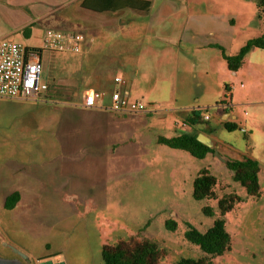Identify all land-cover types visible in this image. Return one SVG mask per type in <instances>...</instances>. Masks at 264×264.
I'll return each instance as SVG.
<instances>
[{
    "label": "rangeland",
    "instance_id": "rangeland-1",
    "mask_svg": "<svg viewBox=\"0 0 264 264\" xmlns=\"http://www.w3.org/2000/svg\"><path fill=\"white\" fill-rule=\"evenodd\" d=\"M150 1V10L140 19L130 17L120 32H109L107 41L104 34L96 39L87 60L42 52L40 80L48 86L43 95L21 101L0 99L1 258L20 259L3 245L7 243L27 256L26 264H103V245L133 236L158 245L163 252L159 264H176L180 258L203 257L198 247L185 240L187 227L203 233L222 218L230 248L212 258L211 264H264V76L253 80L249 98L241 92L245 84L237 83L232 103L228 82L209 92L198 90L189 66L184 73L185 59L175 60L172 52L176 44L184 47L177 41L185 22L180 9L185 0ZM248 4L252 7L238 8L231 2L243 16L235 18L234 26H218L227 52L237 54L244 38L264 34L255 4ZM52 9L39 25L59 19L64 12ZM80 25L66 21L50 30L80 31ZM9 39L38 45L40 35L25 39L16 34ZM228 70L229 79L236 83L237 77ZM92 73L104 77L94 78ZM115 76L123 81L118 88L129 90L130 101L143 102L146 112L80 105L83 91L103 92ZM187 87L192 94L182 98ZM219 102L236 104L230 108L237 130L224 129ZM188 108L210 117L189 132L216 139L219 157L213 153L198 160L157 142L159 137L185 133L181 125L174 130V122L180 124L176 116L187 117ZM246 157L260 163L258 198L232 181L223 162ZM202 168L217 178L218 198L234 193L241 199L222 217L217 200L192 198V181ZM13 192L20 194V200L13 210H6L5 199ZM205 206L213 209V217L202 214ZM167 223L174 224L175 230H168Z\"/></svg>",
    "mask_w": 264,
    "mask_h": 264
},
{
    "label": "crops",
    "instance_id": "crops-1",
    "mask_svg": "<svg viewBox=\"0 0 264 264\" xmlns=\"http://www.w3.org/2000/svg\"><path fill=\"white\" fill-rule=\"evenodd\" d=\"M231 2L234 7L238 8L252 7L251 4H248V0H185L183 7L180 8L185 14V22L178 34L177 41L178 44H184V47L180 49L176 44L173 47L174 50H170L174 52L175 60L179 61L181 57L185 59L184 73H186L185 68L189 66L194 74V86L198 90L209 92L214 90L215 86L216 89H219L221 84L228 82L227 89H231L228 95L230 103L233 101L235 91L239 89L237 83L245 84L241 92L245 98H249L254 85L253 80L257 76H264V71L262 72L264 70V49H253L245 56L242 66L236 72H232L237 77L236 83H233L228 77L226 58L234 56L235 50L226 51V44H224L218 26L225 23L234 26L236 24L235 18L243 16L233 10L234 7L230 6ZM46 5L51 7L46 8ZM151 6L150 0H0V40H10L9 38L16 34L22 35L25 39H32L37 32L41 37L51 27H57L66 21H76L81 24L82 30L74 32L82 33L86 37L82 45V53L79 55L84 56V59L87 60L94 52L96 39L101 38L104 34L103 37L107 41L111 36L109 32H120L123 27L128 25L127 22L130 17L134 20L140 19L141 15L149 11ZM52 8L62 9L64 12L59 19L52 18L47 20L45 26L39 25L40 19L51 15ZM200 25L206 27L199 28ZM41 28L46 30H41ZM26 29L29 30L26 31ZM254 35L256 38L260 37L258 34ZM88 38L94 40V43H91ZM252 39L255 38H244L242 45ZM170 48H172L171 44L168 46V49ZM92 76L94 78L97 76L104 77L103 74L97 73H92ZM114 78L108 85L102 87L103 92L107 91L105 92L106 95L118 89L114 83ZM240 85L242 86V84ZM122 90H125L129 95V90ZM191 90V88L189 90L183 89L182 92L185 94H180L181 97L185 98L191 95ZM216 93L220 95V91ZM175 94L178 95L177 89H175ZM229 105L221 107L222 124L225 121L233 122L232 120L236 119L232 108H230L236 104ZM192 110L195 108H188L187 113L189 114ZM176 117L180 124L174 122V130H177L182 122L186 123V117L179 115ZM197 126L189 127L187 125V128L182 126L181 128L185 133H189L190 129H195ZM209 138L214 142L212 149L221 150L217 140L212 137Z\"/></svg>",
    "mask_w": 264,
    "mask_h": 264
},
{
    "label": "trees",
    "instance_id": "trees-1",
    "mask_svg": "<svg viewBox=\"0 0 264 264\" xmlns=\"http://www.w3.org/2000/svg\"><path fill=\"white\" fill-rule=\"evenodd\" d=\"M255 4L256 19L264 25V0H249ZM29 29H26V31ZM253 49H264V34L258 38L249 40L234 56L226 58L227 68L231 72H236L243 64L245 56ZM225 105V102L216 104ZM202 123L201 116L196 110L190 111L186 117V124L189 127H195ZM223 127L227 131L237 130L234 122L225 121ZM197 133H181L174 138L159 137L157 142L172 149H178L187 152L195 159L202 160L208 154L214 153V149L208 148L196 140ZM249 144L247 136L244 137ZM223 162L226 169L231 173L232 181L238 183L250 197H260V187L258 176L260 173V164L252 158H243L234 160L224 158ZM217 178L206 168L198 171L192 181V198L195 201L217 200V208L220 216L230 212L234 206L241 202V199L234 193L224 194L217 197L215 188ZM20 200V194L13 192L6 197L4 209L13 210ZM202 214L207 217H213V209L205 206L202 208ZM166 228L170 231L175 230L174 224L167 223ZM185 240L199 248L203 257L198 259L180 258L176 264H211L212 258L222 256L230 248L231 238L225 229V223L222 218L215 219L205 232L188 226L184 232ZM163 252L155 242L149 240H138L131 236L127 239H120L114 245H103L101 248V258L103 264H159Z\"/></svg>",
    "mask_w": 264,
    "mask_h": 264
},
{
    "label": "built area",
    "instance_id": "built-area-1",
    "mask_svg": "<svg viewBox=\"0 0 264 264\" xmlns=\"http://www.w3.org/2000/svg\"><path fill=\"white\" fill-rule=\"evenodd\" d=\"M86 37L78 32H58L46 30L39 39L38 45H23L21 43L0 40V99L29 100L43 95L47 91V83L40 80L42 52L79 55ZM114 83L123 81L116 77ZM125 90L119 88L111 94L96 90H85L81 94L80 105L85 108H104L111 111H127L142 113L147 111L146 105L139 101H130ZM225 106V105H222ZM203 123L209 122L210 117L203 115ZM181 126L187 128L182 122ZM242 133H246L241 129Z\"/></svg>",
    "mask_w": 264,
    "mask_h": 264
},
{
    "label": "water",
    "instance_id": "water-1",
    "mask_svg": "<svg viewBox=\"0 0 264 264\" xmlns=\"http://www.w3.org/2000/svg\"><path fill=\"white\" fill-rule=\"evenodd\" d=\"M196 140L201 143L202 145L208 147V148H214V142L212 139H210L208 136L204 134H198L196 137ZM214 154L219 157L218 152L214 149ZM5 247L11 249L16 255L20 257V259L12 258V259H6L0 257V264H26L27 263V256L21 253L19 250L14 248L12 245L4 243ZM23 261V262H22ZM40 264H54L52 262H43ZM58 264V263H56ZM62 264V263H59Z\"/></svg>",
    "mask_w": 264,
    "mask_h": 264
}]
</instances>
